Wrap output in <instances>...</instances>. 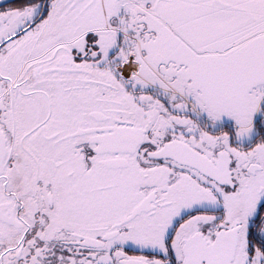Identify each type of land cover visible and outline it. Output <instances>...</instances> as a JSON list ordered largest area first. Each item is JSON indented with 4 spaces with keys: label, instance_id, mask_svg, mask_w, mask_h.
Instances as JSON below:
<instances>
[{
    "label": "snow or ice",
    "instance_id": "obj_1",
    "mask_svg": "<svg viewBox=\"0 0 264 264\" xmlns=\"http://www.w3.org/2000/svg\"><path fill=\"white\" fill-rule=\"evenodd\" d=\"M0 264H264V0H0Z\"/></svg>",
    "mask_w": 264,
    "mask_h": 264
}]
</instances>
